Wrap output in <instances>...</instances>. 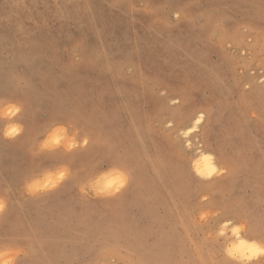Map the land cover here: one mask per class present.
Masks as SVG:
<instances>
[{
    "label": "rangeland",
    "instance_id": "374dc122",
    "mask_svg": "<svg viewBox=\"0 0 264 264\" xmlns=\"http://www.w3.org/2000/svg\"><path fill=\"white\" fill-rule=\"evenodd\" d=\"M0 199L14 264H264V0H0Z\"/></svg>",
    "mask_w": 264,
    "mask_h": 264
},
{
    "label": "clouds",
    "instance_id": "9594fccd",
    "mask_svg": "<svg viewBox=\"0 0 264 264\" xmlns=\"http://www.w3.org/2000/svg\"><path fill=\"white\" fill-rule=\"evenodd\" d=\"M64 132V129H60ZM75 146L73 140H69L67 144V150H71ZM48 147L47 144H42L41 148ZM68 176L66 168H62L56 172H47L44 174L43 178L40 180H35L29 182L25 185V191L28 195H36L41 192H46L55 189L63 182ZM6 208V203L3 199H0V213ZM22 250H12V251H0V264H14L16 258L20 255H25Z\"/></svg>",
    "mask_w": 264,
    "mask_h": 264
},
{
    "label": "bare ground",
    "instance_id": "6f19581e",
    "mask_svg": "<svg viewBox=\"0 0 264 264\" xmlns=\"http://www.w3.org/2000/svg\"><path fill=\"white\" fill-rule=\"evenodd\" d=\"M196 116H195L194 121L192 120V126L187 127L186 129L183 130V133L185 134V135L184 134L183 135L185 137L187 136V134L191 133L192 131L197 130L196 128H197L198 124H200V122H201L202 115H196ZM202 152L203 151H201L200 154L198 153L197 160L195 161L193 167H194V172L199 177L206 179V178H210L212 176V172L214 171V169L216 167L212 163V159H213L212 157L213 156L209 155L208 153H204V152L202 153ZM235 236L237 238V242H235L236 243V244H234L235 248L234 247L233 248L238 253L239 258L242 259L241 257H243V256H244L243 258H245V256H247V258H250V256H252L255 253V251L257 249V244L254 241H251V239L248 240V239L240 236L239 232H236ZM230 247H231V249H233L232 245H230Z\"/></svg>",
    "mask_w": 264,
    "mask_h": 264
}]
</instances>
